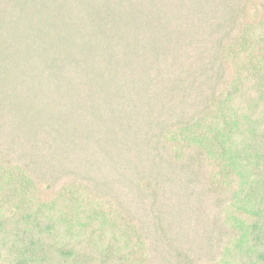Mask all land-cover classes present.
Returning <instances> with one entry per match:
<instances>
[{
  "label": "trees",
  "instance_id": "1",
  "mask_svg": "<svg viewBox=\"0 0 264 264\" xmlns=\"http://www.w3.org/2000/svg\"><path fill=\"white\" fill-rule=\"evenodd\" d=\"M1 174L0 264H264V0H0Z\"/></svg>",
  "mask_w": 264,
  "mask_h": 264
},
{
  "label": "rangeland",
  "instance_id": "2",
  "mask_svg": "<svg viewBox=\"0 0 264 264\" xmlns=\"http://www.w3.org/2000/svg\"><path fill=\"white\" fill-rule=\"evenodd\" d=\"M12 170H9V172ZM2 176V174H1ZM2 181L0 182V217L2 215L7 216L9 213L14 214V212L17 214V217H19V212L17 211L18 202H20L19 199H17V192L14 193V188L18 187V182L15 181V177L11 176L10 174H6L1 177ZM20 188V187H18ZM40 191L37 193V196H32V193H27L26 190H20V194L23 197H27L30 206L35 204L34 207L40 206L39 208L41 210L47 209V212H51L52 209L48 208L49 204L53 201L55 196H58V190H50L45 191L42 188H39ZM15 194V195H14ZM28 194V196H26ZM35 210L34 208L31 210ZM3 218V217H2Z\"/></svg>",
  "mask_w": 264,
  "mask_h": 264
}]
</instances>
